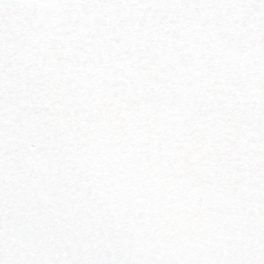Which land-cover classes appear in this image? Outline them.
<instances>
[{
    "label": "snow or ice",
    "instance_id": "obj_1",
    "mask_svg": "<svg viewBox=\"0 0 264 264\" xmlns=\"http://www.w3.org/2000/svg\"><path fill=\"white\" fill-rule=\"evenodd\" d=\"M0 264H264V0H0Z\"/></svg>",
    "mask_w": 264,
    "mask_h": 264
}]
</instances>
